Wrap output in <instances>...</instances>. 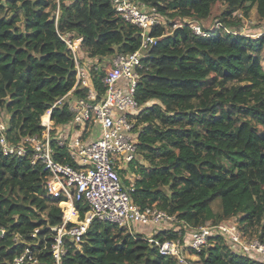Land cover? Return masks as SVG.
Returning a JSON list of instances; mask_svg holds the SVG:
<instances>
[{"label":"trees","instance_id":"1","mask_svg":"<svg viewBox=\"0 0 264 264\" xmlns=\"http://www.w3.org/2000/svg\"><path fill=\"white\" fill-rule=\"evenodd\" d=\"M142 1L156 6L171 26H184L153 32L161 39L145 60L149 70L135 94L143 106L139 153L148 167L132 166L139 178L124 181L132 201L193 228L236 222L248 238L264 242V34L246 35L237 17L254 10L264 21V0ZM219 1L226 4L221 27L207 37L195 35L187 21L210 18ZM59 4L57 17L56 0H0V114L7 115L11 143L41 134V117L76 84L75 61L61 36L82 37L90 58L139 48V30L110 0ZM52 119L64 124L72 114L66 105L56 107ZM55 158L72 162L60 147ZM47 175L27 157L5 155L0 145V264H12L25 247L50 246L51 227L62 224L61 200L47 195ZM179 225L155 237L176 239ZM145 237L95 219L79 247L65 242L62 264H178ZM49 254L40 258L50 261ZM196 255L192 264H264L231 248L222 235L209 237Z\"/></svg>","mask_w":264,"mask_h":264},{"label":"built area","instance_id":"2","mask_svg":"<svg viewBox=\"0 0 264 264\" xmlns=\"http://www.w3.org/2000/svg\"><path fill=\"white\" fill-rule=\"evenodd\" d=\"M57 2V17L60 0ZM121 18L140 32V45L134 52H117L112 56L90 58L82 48V37L61 36L72 53L76 67V84L65 96L56 101L41 117V134L29 136L14 144L5 136L0 122V145L5 155L27 157L32 166L48 171L45 184L47 195L60 199L63 222L51 227L52 242H44L42 249L25 247L12 264H62L67 252L65 242L80 246L91 223L96 219L113 224L145 239L155 246L162 256L177 259L178 264H192L193 258L209 243V237L222 235L231 248L239 253L264 259V242L258 237L248 238L235 223L222 222L215 226L193 228L175 216L155 206L141 208L131 198L121 171L130 169L139 156L141 126L138 117L143 109L135 97L142 72L149 70L145 60L158 45L160 37L154 31H168L184 26L162 14L156 6L142 0H110ZM187 24L195 35L207 37L194 20ZM216 27H221L217 22ZM97 77V81L95 79ZM80 90L83 95L76 94ZM67 106L72 120L57 124L52 119L56 107ZM63 148L72 160L59 162L57 148ZM137 167V166H136ZM82 209L84 215L82 217ZM176 224V239L160 240L155 234ZM36 229L33 236H36ZM0 230V237L3 235ZM48 251L50 261L40 258Z\"/></svg>","mask_w":264,"mask_h":264},{"label":"rangeland","instance_id":"3","mask_svg":"<svg viewBox=\"0 0 264 264\" xmlns=\"http://www.w3.org/2000/svg\"><path fill=\"white\" fill-rule=\"evenodd\" d=\"M225 7H226V4H224L223 1H219L218 3H216L214 5L213 13H212L210 18L201 20L200 23L198 21L197 22L201 25V27L204 30L212 29L210 33L215 32L216 29L214 28V26L216 27L215 24H217V22L220 20V15L223 13ZM191 13H193V12H191ZM56 14H57V12H56ZM237 17L239 19L241 18V20H243L244 24L242 26L241 31L243 33H245L246 35L253 37V38H256V37H259L260 35L264 34V21H260L258 19L256 11L252 10L248 16H245L243 11H240V12H238ZM192 19L194 21H196L194 18H192ZM6 119H7V115L5 113L0 114V122L2 124L4 121H6ZM138 160L140 163L136 161L135 163H133L131 165L130 169H125L124 173L122 174L123 181L127 180V182L135 183L136 179L139 178V176H137V174H135L133 172L132 166L135 169H139L140 165H146V167H148V164L145 163L143 161V159L141 158L140 153L138 156ZM235 224L237 225L236 222H235ZM240 230L242 231V229H240ZM242 233H244V232L242 231ZM253 238H255V236ZM191 257L193 258V261H198L197 255H194ZM153 261H155V260H153Z\"/></svg>","mask_w":264,"mask_h":264}]
</instances>
